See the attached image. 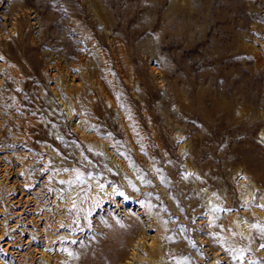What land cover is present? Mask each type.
Returning <instances> with one entry per match:
<instances>
[{
    "label": "rangeland",
    "instance_id": "1",
    "mask_svg": "<svg viewBox=\"0 0 264 264\" xmlns=\"http://www.w3.org/2000/svg\"><path fill=\"white\" fill-rule=\"evenodd\" d=\"M261 133L264 0H0V264H264Z\"/></svg>",
    "mask_w": 264,
    "mask_h": 264
},
{
    "label": "bare ground",
    "instance_id": "2",
    "mask_svg": "<svg viewBox=\"0 0 264 264\" xmlns=\"http://www.w3.org/2000/svg\"><path fill=\"white\" fill-rule=\"evenodd\" d=\"M104 18H105V17H104ZM107 18H108V17H107ZM193 18H194V17H193ZM106 21H107V20H106ZM109 21H110V20H109ZM109 21H108V22H109ZM110 24H111V23H110ZM110 24H109V25H110ZM120 56H121V55H120ZM120 56H119V57H120ZM123 56H124V55H123ZM121 59H123V58H121ZM125 60H126V59H125ZM229 60H230V59H229ZM230 61H231V60H230ZM125 63H127V62H125ZM85 74H86V73H85ZM75 78H76V77H75ZM75 78H74V79H75ZM86 78H87V76H86ZM82 79H83V77H82ZM88 79H89V78H88ZM77 80H78V79H77ZM85 80H87V79H85ZM107 80H109V79H107ZM107 80H106V81H107ZM81 81L83 82V80H81ZM101 81H102V80H101ZM106 81H105V82H106ZM90 82L92 83V80H91ZM66 83H67V82H66ZM89 84H90V83H89ZM106 84H108V83H106ZM77 85H78V84H77ZM91 85H92V84H91ZM93 86H94V85H93ZM62 87H63V86H62ZM69 87H70V86H69ZM87 87H89V86L87 85ZM95 87H96V86H95ZM91 88H92V87H91ZM91 88H90V90H92ZM96 88H97V87H96ZM63 89H64V87H63ZM87 89H88V88H87ZM94 89H95V88H94ZM106 89H107V88H106ZM95 91H98V90H95ZM105 91H106V90H105ZM78 92H79V91H78ZM80 92H81V91H80ZM80 92H79V93H80ZM61 93H62V92H61ZM71 93H72V92H71ZM97 93H98V92H97ZM99 94H100V92H99ZM63 95H64V94H63ZM69 97H70V96H69ZM63 99H64V98H63ZM71 101H72V99H71ZM62 102H64V101H62ZM65 102H66V101H65ZM69 103H70V102H69ZM71 103H72V102H71ZM64 104H66V103H64ZM68 105H69V104H68ZM66 106H67V104H66ZM71 106H72V105H71ZM68 107H69V106H68ZM68 107H66V108H68ZM73 108H74V107H73ZM81 108H82V107H81ZM220 108H221V107H220ZM68 109H69V108H68ZM70 110H71V109H70ZM70 110H69V111H70ZM73 111L75 112V109L72 110V112H73ZM70 113H71V112H70ZM81 113H82V112H81ZM83 114H84V113H83ZM79 116H81V115L79 114ZM79 116H78V117H79ZM83 117H84V116H83ZM85 118H86V117H85ZM77 119H78V118H77ZM76 121H77V120H76ZM82 121H83V120H82ZM82 121H80V122H82ZM83 122H84V121H83ZM124 123H125V122H124ZM82 124H83V123H82ZM124 126H125V125H124ZM77 127L79 128V126H77ZM80 127H81V126H80ZM86 127H87V126H86ZM86 127H85V128H86ZM85 128H84V129H85ZM126 128H128V127H126ZM79 130H80V129H79ZM128 130H129V129H128ZM128 130H127V131H128ZM86 131H87V130H86ZM84 132H85V131H84ZM128 132H129V131H128ZM262 132H263V131H262ZM81 134H82V133H81ZM83 134H84V133H83ZM262 134L264 135V133H261V135H262ZM128 135H129V134H128ZM263 140H264V138H263ZM123 165H124V164H123ZM119 166H120V164H119ZM125 167H126V166H125ZM123 169H124V168H123ZM245 178H246V177H245ZM240 182H241V181H240ZM244 185H245V183H244ZM242 197H243V196H242ZM247 198H248V197H247ZM245 199H246V198H245ZM263 199H264V198H263ZM210 216H211V215H210ZM237 218H238V217H237ZM232 219H233V218H232ZM238 219H239V218H238ZM233 221H234V220H233ZM237 221H238V220H237ZM241 221H242V220H241ZM241 221H238V222H237V223H238L237 225H240L239 227L242 228V231H243V232L248 233V229H249V228H246V226H248V225H245L246 223L243 224ZM152 222H153V221H152ZM249 238H250V236H249ZM156 239H158V238H156ZM153 243H154V242H153ZM118 245H119V244H118ZM149 245H150V244H149ZM154 245H157V244H154ZM114 246H116V244H114ZM150 247H151V246H150ZM150 247H149L148 249H150ZM153 247H155V246H152V248H153ZM53 248H54V247H53ZM113 248H115V247H113ZM116 248H118V247H116ZM158 248H159V247H158ZM158 248H157V249H158ZM113 250H114V249H113ZM152 250H154V248L151 249V252L149 253V255L152 253ZM54 251L56 252V250H54ZM115 251H116V250H115ZM149 251H150V250H149ZM154 251H156V250H154ZM55 252H54V253H55ZM109 252H111V251H109ZM159 252H160V251H159ZM46 254H47V253H46ZM146 254H147V253H146ZM47 255H48V254H47ZM49 255H50V257H49L48 259L51 258L52 262L54 261V264H60V261H59L60 257L58 258V257L56 256V254H53V253H52V254L49 253ZM153 255H155V252L153 253ZM58 256H59V255H58ZM157 256H158V255H157ZM112 257H113V256H112ZM134 258H135V257H134ZM150 258H152V257H150ZM154 259H156V257H155ZM154 259L152 258V260H151V259H149V260H151V262H152ZM158 259H159V258H158ZM156 260H157V259H156ZM154 261H155V260H154ZM154 261H153V262H154ZM157 261H158V260H157ZM152 264H153V263H152ZM154 264H155V262H154ZM156 264H158V263L156 262Z\"/></svg>",
    "mask_w": 264,
    "mask_h": 264
}]
</instances>
